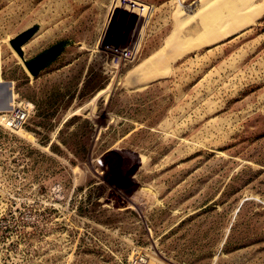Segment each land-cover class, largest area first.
Wrapping results in <instances>:
<instances>
[{"label": "rangeland", "instance_id": "1", "mask_svg": "<svg viewBox=\"0 0 264 264\" xmlns=\"http://www.w3.org/2000/svg\"><path fill=\"white\" fill-rule=\"evenodd\" d=\"M191 1L0 0V264H264V0Z\"/></svg>", "mask_w": 264, "mask_h": 264}, {"label": "water", "instance_id": "2", "mask_svg": "<svg viewBox=\"0 0 264 264\" xmlns=\"http://www.w3.org/2000/svg\"><path fill=\"white\" fill-rule=\"evenodd\" d=\"M34 30L35 26H31L25 30H22L10 39L11 46L18 52L27 70L33 76L37 75L54 55V51L52 49H48L36 54L35 56L29 59L25 58L21 46L25 41H27L31 37ZM6 82H0V91L2 92V97L4 99H7L11 91L9 85Z\"/></svg>", "mask_w": 264, "mask_h": 264}, {"label": "built area", "instance_id": "3", "mask_svg": "<svg viewBox=\"0 0 264 264\" xmlns=\"http://www.w3.org/2000/svg\"><path fill=\"white\" fill-rule=\"evenodd\" d=\"M193 4H194V0H192L188 5H183V7L184 6L186 7L189 5L193 6ZM181 7H182V5H181ZM181 9H183V8H181ZM184 9H186V8H184ZM188 10H189V7H188ZM183 13H184V15H186L184 11H183ZM31 109L32 108L29 109L28 105H25L23 102L19 101L16 104H14L12 106V108L9 109V111L1 112L0 114H1V116H5L7 118V120H6L7 123L5 125L7 127L13 129V128H16V127L21 126V125L24 126V124L28 120Z\"/></svg>", "mask_w": 264, "mask_h": 264}, {"label": "crops", "instance_id": "4", "mask_svg": "<svg viewBox=\"0 0 264 264\" xmlns=\"http://www.w3.org/2000/svg\"><path fill=\"white\" fill-rule=\"evenodd\" d=\"M52 46H54V45H51L50 47H47V48L44 49V50H48V49H50V50L52 49V50H53L54 47H52ZM44 50H43V51H44ZM53 51H54V55H53V57H51V59L48 61V63H49V62H50V61H51V60L57 55V53H58L57 50H53ZM39 53H40V52H39ZM1 65H2V64H1ZM45 66H46V65H45ZM45 66H44V67H45ZM42 69H43V68H42ZM42 69H41V70H42ZM41 70H40V71H41ZM2 73H3V71L0 70V75H1V77L3 76ZM3 80H4V81H12V83H13V81H14L13 79H7V80L3 79Z\"/></svg>", "mask_w": 264, "mask_h": 264}, {"label": "bare ground", "instance_id": "5", "mask_svg": "<svg viewBox=\"0 0 264 264\" xmlns=\"http://www.w3.org/2000/svg\"><path fill=\"white\" fill-rule=\"evenodd\" d=\"M0 93H1V91H0ZM21 127H23V125H21V126H18V127H16L15 129H17V128H21Z\"/></svg>", "mask_w": 264, "mask_h": 264}, {"label": "flooded vegetation", "instance_id": "6", "mask_svg": "<svg viewBox=\"0 0 264 264\" xmlns=\"http://www.w3.org/2000/svg\"><path fill=\"white\" fill-rule=\"evenodd\" d=\"M52 47H54V48H53V50H57V51H58V49L55 47V45H54V46H52Z\"/></svg>", "mask_w": 264, "mask_h": 264}, {"label": "trees", "instance_id": "7", "mask_svg": "<svg viewBox=\"0 0 264 264\" xmlns=\"http://www.w3.org/2000/svg\"><path fill=\"white\" fill-rule=\"evenodd\" d=\"M63 42H64V40H63Z\"/></svg>", "mask_w": 264, "mask_h": 264}]
</instances>
